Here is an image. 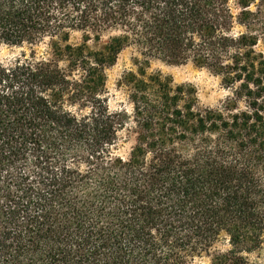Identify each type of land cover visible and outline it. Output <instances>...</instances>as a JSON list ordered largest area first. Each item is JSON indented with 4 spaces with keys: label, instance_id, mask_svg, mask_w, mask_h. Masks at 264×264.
Listing matches in <instances>:
<instances>
[{
    "label": "trees",
    "instance_id": "obj_1",
    "mask_svg": "<svg viewBox=\"0 0 264 264\" xmlns=\"http://www.w3.org/2000/svg\"><path fill=\"white\" fill-rule=\"evenodd\" d=\"M235 1L0 0V45L30 48L0 63V264H259L264 0ZM128 48L142 57L123 78L131 117L104 98ZM151 60L206 69L232 95L201 108Z\"/></svg>",
    "mask_w": 264,
    "mask_h": 264
},
{
    "label": "rangeland",
    "instance_id": "obj_2",
    "mask_svg": "<svg viewBox=\"0 0 264 264\" xmlns=\"http://www.w3.org/2000/svg\"><path fill=\"white\" fill-rule=\"evenodd\" d=\"M229 7L231 11L236 14L238 8L235 0H229ZM252 10L255 8L252 7ZM79 34H73L71 41L78 42ZM38 55L46 50L45 45H39L32 48ZM259 49H262L260 46ZM22 54L28 56L30 48L10 47L7 45H0V63L8 64ZM142 57L133 48H128L122 51L117 58L116 63L106 69V85H105V103L111 112H124L131 117L133 107L129 100V89L124 84L123 78L128 73H136L140 67L139 63ZM160 73L162 76L169 78L174 85L190 84L196 90V99L198 106L201 108H218L222 103L232 95V90L225 88L221 84L220 77L213 75L206 69L198 68L191 63L184 65H167L160 60H151L146 73L155 74ZM132 123H128L118 133V141L113 147L115 155L121 158H127L131 148L135 143V135L132 131ZM216 250L225 251L228 249L226 242H221L215 246ZM251 262L264 264V245L257 251L248 255ZM201 264H208L209 259L204 257L200 261Z\"/></svg>",
    "mask_w": 264,
    "mask_h": 264
}]
</instances>
